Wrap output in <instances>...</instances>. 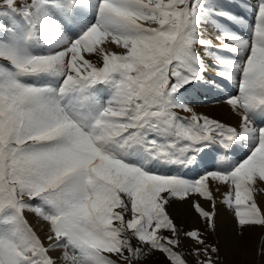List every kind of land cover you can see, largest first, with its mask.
<instances>
[{
    "label": "snow or ice",
    "instance_id": "obj_1",
    "mask_svg": "<svg viewBox=\"0 0 264 264\" xmlns=\"http://www.w3.org/2000/svg\"><path fill=\"white\" fill-rule=\"evenodd\" d=\"M225 216L264 257V0H0V264H221Z\"/></svg>",
    "mask_w": 264,
    "mask_h": 264
},
{
    "label": "rangeland",
    "instance_id": "obj_2",
    "mask_svg": "<svg viewBox=\"0 0 264 264\" xmlns=\"http://www.w3.org/2000/svg\"><path fill=\"white\" fill-rule=\"evenodd\" d=\"M205 94L206 93H204L203 91L192 92L191 97L194 101L193 104H195L196 106L203 104L204 103L203 96H205ZM207 99H209V98H207ZM195 109L198 112H201L197 108H195ZM214 114L215 113H210L209 115L211 116ZM225 217H226L225 220L227 223V229L228 228H231V229H228V231H226V229H224L225 232L222 230H217L215 235H209L208 236V239L210 242H217L218 241V246L221 249V252H220L221 264H264V257H262L259 254L258 237L257 236H250L249 233H247V232L245 233V235L243 237L238 236L236 234L235 227L232 228V225H234V224L231 221V218L227 217V216H225ZM177 221H178L177 223L180 226H182V227L185 226V228H191L192 226L190 224L195 223V222L199 224V222L197 220L196 221L193 220L192 216H190V218L187 220V217L185 215H183L182 217H178ZM182 223H183V225H181ZM198 227H203V225L199 224ZM37 228H38V226H37ZM225 233H227V234H225ZM225 240L227 242H225ZM223 243H225V244H223ZM236 245H239V246H236ZM226 252H228L229 254L227 255ZM230 255H231V257H230Z\"/></svg>",
    "mask_w": 264,
    "mask_h": 264
},
{
    "label": "bare ground",
    "instance_id": "obj_3",
    "mask_svg": "<svg viewBox=\"0 0 264 264\" xmlns=\"http://www.w3.org/2000/svg\"><path fill=\"white\" fill-rule=\"evenodd\" d=\"M240 2H243V0H240ZM209 98V99H207ZM219 99V97L216 96L215 93H211V92H207L205 94V96H203V100L204 103L196 106L195 104H193V106L195 108H197L198 110H200L202 113L205 114H210V113H215L214 115H211L215 118L224 120L226 122L231 123L233 121V117L229 114L227 108L222 104V103H217V100ZM170 212L172 213L174 219L176 220V222H178V217H182L183 215H185L187 217V220L190 218V216L193 217V220L196 221L197 218L194 216V214L190 211V209L188 208L187 205H175L173 206V208L170 209ZM226 218V217H225ZM225 218L223 219V221L221 223L218 224V228L217 230H222L224 231V229H226V231H228L227 229V223ZM182 219V218H181ZM181 222V221H180ZM187 224V223H186ZM189 224V223H188ZM200 224V223H199ZM198 223H192L190 224L192 227L193 226H198ZM183 225V223L181 224ZM202 225V224H201ZM231 225V224H230ZM185 227V226H184ZM232 228H234V225H232ZM39 230V226L37 228ZM230 231V230H229ZM225 232V231H224ZM221 234V233H220ZM227 234V233H225ZM229 234V233H228ZM41 235L43 236V233H41ZM224 235V234H223ZM230 235V234H229ZM233 236V235H232ZM231 237V236H230ZM236 237V236H235ZM214 238V237H213ZM222 238V237H221ZM236 239V238H235ZM240 241V240H239ZM224 242V241H223ZM225 242H227L225 240ZM235 243V242H234ZM225 244V243H223ZM227 244V243H226ZM241 244V243H240ZM250 244V243H249ZM235 245V244H234ZM244 245V244H243ZM239 246V245H236ZM244 247V246H243ZM232 248V247H231ZM226 249V248H225ZM231 250V249H230ZM235 250V249H234ZM228 251V250H227ZM232 252V251H231ZM226 254L228 255L229 253L226 252ZM231 257V255H230Z\"/></svg>",
    "mask_w": 264,
    "mask_h": 264
}]
</instances>
